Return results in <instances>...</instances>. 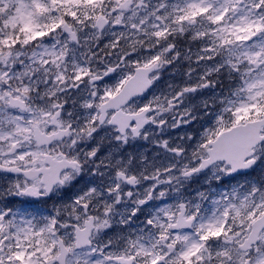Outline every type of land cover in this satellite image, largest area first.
<instances>
[{
    "label": "snow or ice",
    "instance_id": "6c2138e0",
    "mask_svg": "<svg viewBox=\"0 0 264 264\" xmlns=\"http://www.w3.org/2000/svg\"><path fill=\"white\" fill-rule=\"evenodd\" d=\"M0 264H264V0H0Z\"/></svg>",
    "mask_w": 264,
    "mask_h": 264
}]
</instances>
